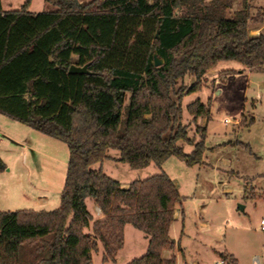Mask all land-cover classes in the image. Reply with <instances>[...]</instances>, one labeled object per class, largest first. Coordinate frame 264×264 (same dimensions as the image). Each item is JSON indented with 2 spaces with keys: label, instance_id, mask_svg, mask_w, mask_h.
Returning a JSON list of instances; mask_svg holds the SVG:
<instances>
[{
  "label": "trees",
  "instance_id": "trees-1",
  "mask_svg": "<svg viewBox=\"0 0 264 264\" xmlns=\"http://www.w3.org/2000/svg\"><path fill=\"white\" fill-rule=\"evenodd\" d=\"M46 1L54 10L33 14L31 0L9 11L0 0V114L65 143L67 177L57 210L0 212V264H92L100 248L103 263L115 264L128 225L148 239L129 264H176L162 256L174 250L170 228L182 207L173 180L163 173L123 189L92 167L110 150L134 170L172 157L203 164L207 129L198 128L199 142L189 138L182 102L222 62L264 70V35H251L263 16H252L250 0L231 18L236 0ZM73 65L88 74H70ZM187 76L196 79L191 88L180 84ZM187 110L196 122L209 117L210 102Z\"/></svg>",
  "mask_w": 264,
  "mask_h": 264
},
{
  "label": "rangeland",
  "instance_id": "rangeland-1",
  "mask_svg": "<svg viewBox=\"0 0 264 264\" xmlns=\"http://www.w3.org/2000/svg\"><path fill=\"white\" fill-rule=\"evenodd\" d=\"M250 1L252 16H263L251 35L257 36L256 31L264 35V0ZM1 2L3 10L9 11L20 10L25 0ZM242 9L243 1L236 0L228 17ZM29 10L39 14L54 7L46 0H31ZM195 82L187 76L180 84L191 88ZM202 84L200 91L184 98L182 124L195 143L201 140L198 128L206 127L203 164L189 167L172 157L161 168L151 164L134 170L118 161L119 151L110 150L104 163L92 169H102L123 189L163 173L173 180L183 200L170 228L174 250H164L163 258L175 256L176 264H254L255 259L264 264V70L251 72L235 62H222ZM197 100L210 102V115L193 122L187 107ZM179 145L185 154L194 150L193 144ZM69 156L65 143L0 114V160L6 166L0 172V212L57 210ZM86 204L96 216L93 201ZM124 235L115 264H129L147 251L143 233L128 225ZM92 264H104L103 249L93 253Z\"/></svg>",
  "mask_w": 264,
  "mask_h": 264
},
{
  "label": "water",
  "instance_id": "water-1",
  "mask_svg": "<svg viewBox=\"0 0 264 264\" xmlns=\"http://www.w3.org/2000/svg\"><path fill=\"white\" fill-rule=\"evenodd\" d=\"M163 63H164V61L159 59L157 54H155L154 55V65L156 67H159ZM69 73L70 74H79V75L88 74V66L78 67V66L73 65V66H71Z\"/></svg>",
  "mask_w": 264,
  "mask_h": 264
},
{
  "label": "crops",
  "instance_id": "crops-1",
  "mask_svg": "<svg viewBox=\"0 0 264 264\" xmlns=\"http://www.w3.org/2000/svg\"><path fill=\"white\" fill-rule=\"evenodd\" d=\"M255 35H259V33H260V31H256V32H253ZM95 212H96V216H94L95 217V220H102L103 219V215H102V213H101V211H100V209L94 204V209H93ZM99 211V212H98ZM96 217H98V218H96ZM178 217V209L176 208V210H175V212H174V221H175V219ZM91 234V233H90ZM147 239V238H146ZM147 241H148V239H147ZM173 242H175V241H173ZM180 247V246H179ZM102 249V248H101ZM180 249H181V247H180ZM182 250V249H181Z\"/></svg>",
  "mask_w": 264,
  "mask_h": 264
},
{
  "label": "built area",
  "instance_id": "built-area-1",
  "mask_svg": "<svg viewBox=\"0 0 264 264\" xmlns=\"http://www.w3.org/2000/svg\"><path fill=\"white\" fill-rule=\"evenodd\" d=\"M225 123H229V120H225ZM261 229L262 231H264V218L261 220ZM254 264H260V262L257 259H255Z\"/></svg>",
  "mask_w": 264,
  "mask_h": 264
}]
</instances>
